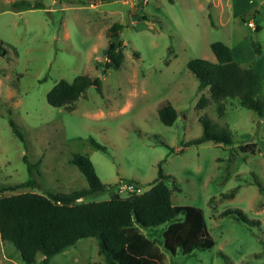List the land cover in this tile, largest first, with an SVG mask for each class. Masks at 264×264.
<instances>
[{"label":"rangeland","instance_id":"374dc122","mask_svg":"<svg viewBox=\"0 0 264 264\" xmlns=\"http://www.w3.org/2000/svg\"><path fill=\"white\" fill-rule=\"evenodd\" d=\"M15 1L20 0H0V39L6 48L0 55V184L29 182L5 194L86 189L84 175L69 162L74 152L86 153L100 180L110 185L77 201L125 195L119 186L129 180H137L141 192L156 178L160 162L172 177L166 181L171 202L200 207L214 239L213 246L190 255L166 253L165 264H264V193L256 182L264 184V115L236 98L223 100V113L211 100L199 107L209 91L198 88L186 66L192 57L215 61L209 43L221 40L241 65H256L262 78L257 96L264 97V0H26L39 2L37 7ZM115 22L122 25L123 60L118 69L102 71L99 63L106 59ZM252 41L260 43L261 54L253 51ZM79 74L99 76L101 93L89 85L71 109L46 101L59 79L71 81ZM166 101L177 111L171 125L158 116ZM202 115L214 130H227L231 142L185 145L201 134ZM91 137L106 150L91 146ZM24 155L39 161L33 175ZM235 207L258 222L222 214ZM0 264H25L10 241L0 239ZM48 264L107 263L96 239L82 237Z\"/></svg>","mask_w":264,"mask_h":264},{"label":"trees","instance_id":"16d2710c","mask_svg":"<svg viewBox=\"0 0 264 264\" xmlns=\"http://www.w3.org/2000/svg\"><path fill=\"white\" fill-rule=\"evenodd\" d=\"M15 6L37 7L39 2L26 0L14 2ZM257 13V11H255ZM142 18H146L144 15ZM246 20L242 17V21ZM122 25L118 22L109 27L106 46V59L102 71L108 68L118 69L123 60V43L119 39ZM257 24L255 30L258 31ZM215 61L192 57L186 66L198 80V88H207L209 96H201L198 105L205 106L210 100L215 102L218 113H223V100L236 98L242 107L264 115V97L257 95L261 88V75L256 65L243 66L233 57L232 49L221 40L209 43ZM256 54H261V45L251 42ZM6 48L0 39V55ZM95 85L101 93V78L86 74L76 75L71 81L59 79L46 93V101L55 107L71 109L80 95L89 85ZM158 116L165 125H171L177 117L175 107L168 101L158 107ZM202 132L185 142V145L197 144L207 140L230 143L227 130L216 131L212 121L205 115L200 117ZM13 131L21 134L12 118H9ZM91 146L106 150V147L94 138H89ZM30 175L37 170V162L28 161ZM84 175L87 188L67 193L46 192V194L16 190L27 182L0 184V239L10 241L19 251L25 264H48L51 257L74 245L82 237H93L98 244V253L107 264H165L168 253L190 255L194 250L213 246L214 239L209 234L203 211L200 207L173 204L172 189L166 184L172 177L163 172L158 163L156 178L150 186L141 192L121 195L113 193L107 199L96 201H77L85 193L102 191L109 184L103 183L96 174L94 165L84 152H74L69 157ZM140 184L137 180H129ZM259 191L264 193V184L256 180ZM174 183V182H173ZM236 187L227 195H232ZM224 195V196H227ZM223 215H233L243 223H255L248 219L241 208H228ZM40 252V260L35 254ZM227 259V256L220 252Z\"/></svg>","mask_w":264,"mask_h":264},{"label":"built area","instance_id":"2783aa9c","mask_svg":"<svg viewBox=\"0 0 264 264\" xmlns=\"http://www.w3.org/2000/svg\"><path fill=\"white\" fill-rule=\"evenodd\" d=\"M244 23L248 24L251 27H254L255 24L251 20H244ZM120 190H125L127 193L130 192H139L140 187L134 182L126 181L120 184Z\"/></svg>","mask_w":264,"mask_h":264},{"label":"water","instance_id":"95a60500","mask_svg":"<svg viewBox=\"0 0 264 264\" xmlns=\"http://www.w3.org/2000/svg\"><path fill=\"white\" fill-rule=\"evenodd\" d=\"M134 8V7H133Z\"/></svg>","mask_w":264,"mask_h":264}]
</instances>
